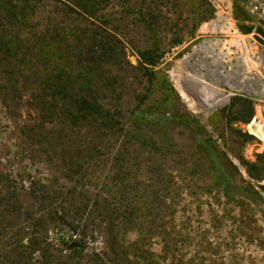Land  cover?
Masks as SVG:
<instances>
[{
    "label": "rangeland",
    "instance_id": "374dc122",
    "mask_svg": "<svg viewBox=\"0 0 264 264\" xmlns=\"http://www.w3.org/2000/svg\"><path fill=\"white\" fill-rule=\"evenodd\" d=\"M35 3L36 15L26 28L5 25L21 45L31 32L65 27L62 3L76 11L71 16L81 23L77 28L92 33L96 27L110 36L115 57L105 72L114 86L106 100L120 110L123 131L115 146H105L90 131H74L61 118L45 116L29 83L12 87L0 61V264H49L54 257L61 263L70 240L79 239L84 255L107 253L108 224L118 227L130 264H264V136L258 131L264 126V84L253 79L264 76V67L256 66L259 52L235 33L248 35L240 26L250 25L242 21L244 14L235 17L234 2L105 0L95 16L68 0ZM220 14L228 35L210 31L212 24L222 25ZM231 36L241 39L248 65L238 62L241 48ZM217 41L224 44L222 52ZM202 44L209 51L197 55ZM156 47L162 58L141 109L159 124L151 129H159L163 143L145 139L127 119L148 83L139 54ZM210 51L217 61L224 56L229 84L208 74L223 70L212 64ZM216 90L228 98L222 106H214ZM238 100L251 103L252 116L246 124L228 125V112L222 111ZM243 136L250 139L244 142ZM204 147L234 188L229 198L213 179ZM77 151L95 155L82 160L95 171L93 183L65 176ZM63 208L67 222L80 220L76 231L58 220Z\"/></svg>",
    "mask_w": 264,
    "mask_h": 264
},
{
    "label": "trees",
    "instance_id": "16d2710c",
    "mask_svg": "<svg viewBox=\"0 0 264 264\" xmlns=\"http://www.w3.org/2000/svg\"><path fill=\"white\" fill-rule=\"evenodd\" d=\"M35 1L0 0V22H5L4 27L0 25V61L4 64L5 74L9 78L8 83L12 87L29 83L28 87L34 95V101L40 110L44 111L45 116L61 118L71 130L90 131L100 144L114 145V140L118 141L123 131V117L120 110L116 107L112 108L106 100L112 94L114 86L111 83V77L106 76L107 73L105 72V67L111 64L115 57L114 48L110 46L108 40L110 36L107 33L97 32L98 28L96 27L94 28L95 32L92 33H89L86 28H77L81 23L71 16L76 11L62 3V8L59 9L64 15L61 24L65 27L54 29L46 27L31 32L26 45H21L16 36L7 33L5 25L10 29L26 28L27 23L33 20L36 15L37 4ZM51 1L58 2V0ZM68 1L80 11L94 16L102 3L105 2V0ZM233 2L238 12L235 17L240 18L244 14L245 18L242 21L248 22L249 19L243 8L240 7V3L238 1ZM240 31L249 34L252 27L243 24L240 26ZM139 55L141 60L139 70L143 72V77H148V83L146 93L137 100L135 109L137 113L132 112L127 119L131 129L142 133L145 139H151L153 143H163L159 129H151V127L158 128L159 124L155 123V120L141 109L148 95L152 92L151 86L155 80L154 69L159 64L162 53L156 47L141 52ZM237 103L240 106H237ZM237 103L232 101L231 105L222 111V113L228 112V125L237 122L246 124L252 116L250 102L238 100ZM147 132L154 136L152 138L146 137ZM248 139L250 138L243 136L244 142ZM166 141L165 139L164 142ZM202 149L210 160L214 172V181L223 188L224 195L229 198L230 195L235 194L233 186L227 176L221 172L222 168L208 152V148ZM72 155L65 176L78 184L96 181L98 178L95 171L91 172V169L84 166L85 162H82L84 157L91 159L95 155L81 151ZM258 159L261 158L258 157ZM241 164L250 166L244 162ZM250 168L252 171L257 170L254 165H251ZM251 175L252 173H250ZM61 210L62 213L54 210L53 215L62 214L63 216L58 219L60 223L66 225L68 229L76 231L80 220L75 225L72 222H67L65 220V208ZM67 213H70L69 209ZM80 213V210L77 209L73 214L77 216ZM93 213L91 211L88 215L91 216ZM116 227L108 224L107 228H104L107 253L93 254V256L84 255L85 249L82 239L70 240L71 244L68 247V256L65 257V260L60 263L54 257L49 264H130L125 256L124 242L118 239L117 231L119 229ZM86 231L87 228L82 227L81 235L85 237Z\"/></svg>",
    "mask_w": 264,
    "mask_h": 264
},
{
    "label": "built area",
    "instance_id": "2783aa9c",
    "mask_svg": "<svg viewBox=\"0 0 264 264\" xmlns=\"http://www.w3.org/2000/svg\"><path fill=\"white\" fill-rule=\"evenodd\" d=\"M230 1V0H229ZM238 1L249 19V25L252 27V31L248 35H239L235 30V33L241 38H244L248 43V47L255 50L258 54L256 66L264 67V0H231ZM227 20L231 21L230 16H227ZM257 80L264 84V76L260 75ZM264 101V95L262 96Z\"/></svg>",
    "mask_w": 264,
    "mask_h": 264
},
{
    "label": "bare ground",
    "instance_id": "6f19581e",
    "mask_svg": "<svg viewBox=\"0 0 264 264\" xmlns=\"http://www.w3.org/2000/svg\"><path fill=\"white\" fill-rule=\"evenodd\" d=\"M219 19L222 21V25H216L215 23L214 24H212L211 26V29H210V31H219L221 34H229V28L228 27H225V24H224V21H226V19H224V18H222L221 17V14L219 15ZM227 22V21H226ZM225 22V23H226ZM228 23V22H227ZM232 27V26H231ZM231 37H233V36H231ZM234 38V43H236V44H238V45H240V43L242 42L241 41V39L240 38H237V37H233ZM240 39V40H239ZM239 41H240V43H239ZM209 44H207V45H209L210 46V48H211V46H212V44L210 43V42H208ZM215 44H217V47H218V49H219V51L220 52H222L223 51V49H224V44L223 43H221L220 41H217ZM213 47H215V45H213ZM240 48H241V54L238 56V58H237V60H238V62H242V64L243 65H248V62H250V60L248 59V51L246 50V48H245V46H243L242 44L240 45ZM201 50H196V52H197V55L199 54V52L200 51H204V52H206V51H209V47L208 46H206V45H204V44H202V46H201V48H200ZM210 53V55H212L213 56V52H209ZM221 58V59H220ZM219 58V60L217 61L216 59L217 58H215L214 56L212 57V64H214V66H215V63H218V64H220L221 66H223L222 68H223V70H222V73L221 72H217V71H208V74L209 75H212L213 77H218V78H220V77H222V80H224V82H226L227 84H229V82H228V80L230 81V78L228 77V73L225 71V67H224V65L225 64H223L224 63V56H221ZM200 60V59H199ZM195 61L194 62V64L195 65H197L196 63H200V61ZM201 67H205V68H208L209 66H208V64H205V63H203V65L201 66ZM200 69V68H199ZM248 69V68H247ZM221 71V70H220ZM225 72V73H224ZM224 73V75L222 76V74ZM196 74V76L198 77V78H201V75L199 74V70L197 71V73H195ZM226 74V75H225ZM253 79L255 80V82L257 83V84H260L261 85V83L257 80V78H255L254 76H253ZM202 81V80H201ZM213 81L214 82H216L215 81V79H213ZM237 83H239V82H237ZM215 85H217L218 86V84H216V83H214ZM234 84V83H233ZM237 84H235L234 86L236 87V89H238V88H240L241 86H236ZM227 97H224L223 95H222V93L220 92V91H218V90H216V96H215V100L217 101L218 100V102L219 103H217L216 102V104H214V106L216 107V106H222L224 103H226V101H227ZM258 131H259V133L261 134V135H263L264 136V126H258Z\"/></svg>",
    "mask_w": 264,
    "mask_h": 264
}]
</instances>
